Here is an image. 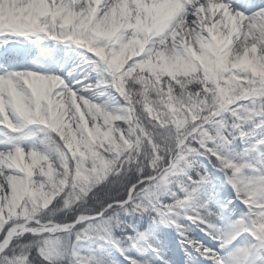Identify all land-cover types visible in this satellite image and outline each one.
I'll list each match as a JSON object with an SVG mask.
<instances>
[{"label":"snow or ice","instance_id":"1","mask_svg":"<svg viewBox=\"0 0 264 264\" xmlns=\"http://www.w3.org/2000/svg\"><path fill=\"white\" fill-rule=\"evenodd\" d=\"M160 225L264 250V0H0V264H171Z\"/></svg>","mask_w":264,"mask_h":264},{"label":"rangeland","instance_id":"2","mask_svg":"<svg viewBox=\"0 0 264 264\" xmlns=\"http://www.w3.org/2000/svg\"><path fill=\"white\" fill-rule=\"evenodd\" d=\"M49 45L51 46V42H49ZM57 47H61V46H57ZM68 54H69V56H74V53H72V52H69ZM24 65L30 66V64L28 65L27 63H25ZM100 99L103 100L104 98L101 97ZM228 193H229V198H231V189L230 188H228ZM236 203H239V201H236ZM190 227L193 229L192 232L190 233V235H192L193 237L199 239V237H196V235H195V231L197 229L194 226H192V225H190ZM141 231H143V230H141ZM161 231L163 233H166V234L169 233V232L175 233V230L173 228L166 227V226H163V225H160L157 228V232H161ZM170 238L167 241V245H169V243H171L169 241ZM200 240L205 242V243H207L205 238L204 239H200ZM97 243H99V242H97ZM94 247H95V244H89L88 242H84L83 245H82L81 250L82 251H87L89 248H94ZM171 247L174 248V250L177 253L181 252L179 247H178L177 241L173 242ZM180 254H181L180 258H183V252L180 253ZM105 258L108 259L109 264H125V262L123 261V257H121L119 252H116L114 249H112L111 251L106 252L105 253ZM260 258H264V250L251 249V250H249L247 257L245 258V264H260Z\"/></svg>","mask_w":264,"mask_h":264},{"label":"bare ground","instance_id":"3","mask_svg":"<svg viewBox=\"0 0 264 264\" xmlns=\"http://www.w3.org/2000/svg\"><path fill=\"white\" fill-rule=\"evenodd\" d=\"M25 63H27L29 65L28 61H25ZM24 66H27V65H24ZM167 235L169 238L171 237L169 240L171 243H169V245H167L168 248L171 249V251L165 252V255L171 261V264H180V260H182V258H180V253H182V252L177 253L174 250V248L171 247L172 243L177 241L176 232L175 233L169 232V233H167ZM195 235H196V237H199V239H204L203 234L200 233L198 229L195 231Z\"/></svg>","mask_w":264,"mask_h":264},{"label":"trees","instance_id":"4","mask_svg":"<svg viewBox=\"0 0 264 264\" xmlns=\"http://www.w3.org/2000/svg\"><path fill=\"white\" fill-rule=\"evenodd\" d=\"M124 219L126 220V221H128V222H130V223H137V217H135V216H126V217H124ZM140 228H141V230H143L144 229V227H146V224L144 223V221L143 220H141L140 222H139V225H138Z\"/></svg>","mask_w":264,"mask_h":264}]
</instances>
